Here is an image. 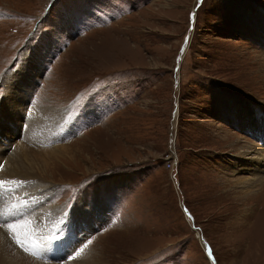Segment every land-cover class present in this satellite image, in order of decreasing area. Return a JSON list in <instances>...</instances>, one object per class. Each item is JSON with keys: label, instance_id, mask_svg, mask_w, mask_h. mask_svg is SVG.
Masks as SVG:
<instances>
[{"label": "rangeland", "instance_id": "obj_1", "mask_svg": "<svg viewBox=\"0 0 264 264\" xmlns=\"http://www.w3.org/2000/svg\"><path fill=\"white\" fill-rule=\"evenodd\" d=\"M25 67L31 106L65 112L49 204L103 212L52 262L9 237L14 263L264 264V197L232 177L264 148L235 119L264 122V0H0V109Z\"/></svg>", "mask_w": 264, "mask_h": 264}, {"label": "bare ground", "instance_id": "obj_2", "mask_svg": "<svg viewBox=\"0 0 264 264\" xmlns=\"http://www.w3.org/2000/svg\"><path fill=\"white\" fill-rule=\"evenodd\" d=\"M30 68L33 69L34 66ZM29 69L25 67L21 70L24 71L23 74H26L23 82L15 80L14 88L8 86V83V95L0 109V135L2 138L0 139V181L15 180L18 182L16 184L6 183L3 188H0V264H16L6 252L5 240L10 239L9 237L19 236L31 247L46 244L45 248H47L49 245L54 246L50 241L52 238L50 232L62 230L69 242L72 241L75 244L77 236L75 230L78 228L80 233H83V229L86 230L89 227L87 226L88 210L100 215L103 212V209H97L95 205L93 208L87 209L86 204L81 201L77 209L71 213L72 217L69 222L63 226L64 219H62L61 208L49 204L56 184L49 179L48 175L51 172L52 177L56 166L52 162V155L50 156L49 151L46 150V143L62 131L59 123L65 112L56 110L55 107L31 106L29 94L33 88L34 80H37L38 77L34 70L29 71ZM17 90H19L18 93ZM28 111L31 114L29 117H27ZM235 119L239 121L245 132L253 135L260 144L264 143V122L255 121L244 104L236 105ZM20 123L24 125H20ZM6 124L11 125L13 129L10 130ZM70 149V145L64 144L60 148L53 147L49 150L66 156V153L70 154ZM241 149L243 152L235 156L236 163L232 177L235 178L233 181L236 184L242 186L241 191L245 196L244 205H246L264 197V148H261L260 145L247 144L245 148ZM248 174L254 176L251 177ZM7 189H11V191H7ZM98 198L97 194L96 202ZM261 204H263L262 201ZM100 207L102 208V206ZM258 215L259 220L254 218L253 226H250L251 228L247 232H253L255 222H258V225L264 223V211L262 210ZM2 218L3 221H1ZM10 223H18L25 227L12 233L5 226ZM259 247L262 250L260 252H263L261 257H264V241L262 244L258 242L253 248ZM60 249L55 247L50 254L57 256ZM38 251L44 252V247ZM76 263L82 264L83 262L76 261Z\"/></svg>", "mask_w": 264, "mask_h": 264}, {"label": "snow or ice", "instance_id": "obj_3", "mask_svg": "<svg viewBox=\"0 0 264 264\" xmlns=\"http://www.w3.org/2000/svg\"><path fill=\"white\" fill-rule=\"evenodd\" d=\"M6 183L16 184V183H18V182L15 181V180L7 181V182H5V181H0V188H3L4 185H5ZM7 191H11V189H7ZM13 207H16V206L13 205ZM5 226L7 227L8 231H9V232H12V233H16V232H17V229H20V228H24V227H25V225H20V224H18V223H10V224H7V225H5ZM25 235H27V233H25ZM58 239H59V234H58V233H57V234H54V235H53V240H58ZM16 243H17L18 245H21L22 247H24V250H25V251H29V250H30L29 247H27V246L25 245V242H24L22 239L19 238V236L16 237ZM46 246H47L46 244L33 245L32 247H33V249H35V250H32V251H31V254H32V255H38V250H39L40 248H43V247H46ZM80 251H82V249H81ZM78 254H79V252L77 253V255H78Z\"/></svg>", "mask_w": 264, "mask_h": 264}, {"label": "water", "instance_id": "obj_4", "mask_svg": "<svg viewBox=\"0 0 264 264\" xmlns=\"http://www.w3.org/2000/svg\"><path fill=\"white\" fill-rule=\"evenodd\" d=\"M176 111H175V113L174 114H176L177 113V111H178V105H177V107H176V109H175ZM175 116V115H174Z\"/></svg>", "mask_w": 264, "mask_h": 264}]
</instances>
